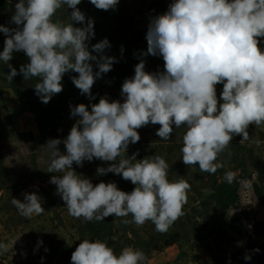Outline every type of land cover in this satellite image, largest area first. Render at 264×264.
Segmentation results:
<instances>
[{"label": "clouds", "instance_id": "obj_1", "mask_svg": "<svg viewBox=\"0 0 264 264\" xmlns=\"http://www.w3.org/2000/svg\"><path fill=\"white\" fill-rule=\"evenodd\" d=\"M82 0H18L11 23L0 25L6 36L0 61L11 69L9 81L19 73L25 80L36 77L35 94L42 103L63 91L65 73L75 72L73 84L82 95L91 97L97 78L112 70L115 57L103 55L107 38L92 46L86 41L94 36V21L77 7ZM99 10L116 9L119 0H90ZM71 8L70 23L54 21L56 12ZM78 22L83 27H74ZM264 0H173L168 10L151 18L144 55L161 56L162 72L145 71V61L135 65V74L121 87L123 102L101 97L88 106L71 107V116L79 117L63 140L49 139L42 146L48 153L50 183L65 202L68 214L91 222L114 215L124 224L143 226L151 221L155 230L166 233L182 217L191 185L184 179L170 181L169 165L161 155L137 159L127 156L130 144L138 143V129L160 125L156 135L171 141L175 128L183 127L182 161L197 165L201 172L215 174L224 167L219 160L234 136L240 144L261 145L249 135V126H264ZM14 52H23L28 63L19 73L9 64ZM92 52L101 54L99 58ZM91 61L98 71H93ZM223 90L217 98L216 85ZM222 100V103L220 102ZM63 143L66 151L61 152ZM231 156V152L228 151ZM94 159L110 163L98 167L97 175H121L135 187L122 191L115 182L93 184L81 178L73 164L83 167ZM224 179L231 184L234 173ZM24 202L11 203L27 219L42 215L41 198L36 193H22ZM19 239V238H18ZM11 241L13 246L18 240ZM9 251L0 243V254ZM256 251H259L256 249ZM146 254L124 247L119 255L107 241L83 239L71 254V264H146ZM246 260L251 257L246 255Z\"/></svg>", "mask_w": 264, "mask_h": 264}, {"label": "rangeland", "instance_id": "obj_2", "mask_svg": "<svg viewBox=\"0 0 264 264\" xmlns=\"http://www.w3.org/2000/svg\"><path fill=\"white\" fill-rule=\"evenodd\" d=\"M172 2L119 0L116 9L107 11L97 9L90 0H82L77 5L82 7L81 11L86 16L85 24L91 18L106 28L116 29L117 18L114 15L120 12L125 17L129 16L131 27L141 33V36L137 35V55L122 58L118 65L124 69L119 66L112 68L93 85L96 89L100 85L106 86L110 102L124 100L121 87L128 77L124 80L116 78L119 72L127 73L141 60L145 61L147 72L164 70L161 56L144 55L147 52L146 33L151 18L165 13ZM71 12L64 16L67 19L64 23L71 22ZM9 16L10 11L1 15L0 25L8 27L11 21ZM110 16L112 19H107ZM73 26L85 25L73 22ZM4 35L0 32V42ZM139 39H142V44ZM88 47L91 52L92 46ZM260 47L264 49V38H261ZM26 59L16 54L9 64L15 68L19 61ZM10 70L7 64L0 61V243L9 244V251L0 254V264H71V254L81 240L98 239L97 234L90 231L92 226L104 228L105 233L99 239L107 241L117 255L124 247L138 248L146 254V264H264V229L262 226L256 228L257 225L264 227V207L255 192L258 188L264 195V143L259 147L249 143L240 144L242 136H234L228 150L219 156L224 167L210 174L201 172L197 165L186 166L183 163L180 151L185 132L183 127L175 128L171 141L166 142L156 135L160 125L149 124L138 129L140 140L129 145L125 158L137 152L138 160L155 154L163 156L169 165L168 179H184L191 185L183 209L185 214L163 234L155 230L151 221L139 227L134 223L121 222L123 219L131 220V215L126 218L112 215L102 222L76 219L68 214L65 202L56 194V185L50 183L51 177L59 173L47 172L48 153L42 147L47 143L45 136L65 139L76 123V117L71 116V112L63 114L59 124H47L46 131L42 133L31 106L21 102L11 87L7 77ZM222 90V84L216 85L218 100ZM91 94L90 106L98 102L94 98L95 93ZM59 125L65 126L64 130ZM54 130L59 138L53 135ZM248 131L253 139L264 142V126L257 128L250 125ZM59 149L66 151L63 143ZM110 163L113 162L94 159L84 161L83 167L75 163L72 167L82 175L81 178H89L94 185L101 181L115 182L120 190L131 192L135 186L126 188L124 182H131L121 175H97L98 167L106 168ZM229 171L234 173L238 199L224 211L217 204V188L226 181L224 175ZM22 193H36L41 198L44 213L31 219L22 217L11 203L12 198L24 202ZM15 239L18 240L12 246L10 242ZM246 255L251 259L246 260Z\"/></svg>", "mask_w": 264, "mask_h": 264}, {"label": "trees", "instance_id": "obj_3", "mask_svg": "<svg viewBox=\"0 0 264 264\" xmlns=\"http://www.w3.org/2000/svg\"><path fill=\"white\" fill-rule=\"evenodd\" d=\"M18 3L17 0H0V16L6 15L8 11H10L9 19L12 17V13L15 12V4ZM80 10L82 7H78ZM71 8H67L66 5L62 6L53 17L54 21H62L65 22L64 19L66 13L71 12ZM71 14V13H70ZM116 20V29L115 28H106L103 26V24H100V22H94V36L89 40L86 41V43L89 46H93L94 44L100 42L101 40L107 38L110 42V47L106 48L103 52V55L111 56L116 58V62L113 63L112 68L115 69V67H118L119 62L122 58L125 57H134L137 55V35L141 36V33H137V29H135L132 26V22L130 21L131 18L128 16L125 17L124 14L118 12L116 15H114ZM107 19H112V16L107 17ZM9 28H15L17 27L15 24H12L9 22ZM6 39V36L2 37V40L0 42V47L3 50L4 48V40ZM139 41L142 44V39H139ZM23 55L24 58H27L26 55L23 52H14L13 55ZM93 55H96L98 58L101 54L99 53H92ZM137 59V56H136ZM28 58L23 61H19L17 64V72L19 73V69L21 65L27 64ZM93 66V71H98V67L96 66L95 61H91ZM136 65V64H135ZM135 65H133V69H130L127 73H118L116 75V78H121V80L125 79L126 77L131 78L135 74ZM119 67L123 68L122 65ZM117 69V68H116ZM119 70V69H117ZM11 71V70H10ZM10 73V72H9ZM8 73V74H9ZM78 76V73L75 72H68L65 73L62 78V84H63V91L59 94L54 95L50 102L47 104L42 103L40 98L35 94V84L39 82V79L36 77L30 78L25 80L22 73H19L16 75L12 81H10L11 87L15 90V92L18 94L19 99L21 102L28 104L31 106L33 112L35 113L36 121L38 122L39 129L42 133H44L47 129V124H59L63 120V114H68V112H71L70 106H76L78 104H85L88 106L89 111L90 105L89 103L92 102V95L91 97L82 95L80 93V90L75 87V85L72 82L71 77ZM96 80H99L97 78ZM108 88L106 86H101L99 89H96L95 86L92 87L91 93H95V99L98 100L101 97H107L110 96L106 91ZM107 94V95H106ZM97 102V103H98ZM71 117V116H69ZM79 119V117H76V120ZM59 122V123H58ZM58 126V125H57ZM61 126V129L64 130L65 126ZM52 128L55 129L54 125H52ZM53 135L59 138V135L56 134V131L54 130ZM44 139H54V138H46ZM60 139V138H59ZM63 149V147H60ZM61 149V150H62ZM126 188H129L130 186H134L132 183L124 182ZM235 182L233 181L231 184H229L227 181H225L222 185H220L217 188V204L218 207L221 210H228L229 207L234 204L237 201V191L234 187ZM257 197L259 198L261 204L264 207V195L260 192V190L257 188L255 190ZM263 225H257L256 228ZM91 232H93L96 235V238H100V235L102 233H105V230L103 227H94L92 226ZM101 240V239H99ZM102 241V240H101Z\"/></svg>", "mask_w": 264, "mask_h": 264}]
</instances>
